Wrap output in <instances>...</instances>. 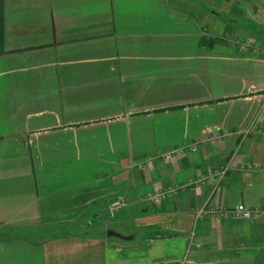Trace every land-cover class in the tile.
<instances>
[{"label":"crops","instance_id":"crops-1","mask_svg":"<svg viewBox=\"0 0 264 264\" xmlns=\"http://www.w3.org/2000/svg\"><path fill=\"white\" fill-rule=\"evenodd\" d=\"M244 41L264 47V0H0V264H264ZM239 203L261 214L196 215Z\"/></svg>","mask_w":264,"mask_h":264},{"label":"built area","instance_id":"built-area-1","mask_svg":"<svg viewBox=\"0 0 264 264\" xmlns=\"http://www.w3.org/2000/svg\"><path fill=\"white\" fill-rule=\"evenodd\" d=\"M248 43L249 42L244 41L240 44V46L242 48H247V47L252 48V46H256L253 44H250V46H249V45H247ZM187 150L195 151L196 146L194 144L185 145V146L180 148L179 152L182 153V152H185ZM168 157L169 156H166V158H168ZM230 168H231L230 164L225 165V166H221V167H219L213 171H209L206 174L200 175V176L196 177L195 179L190 180L189 183L193 184L197 191L205 183H212V184L217 185L224 178L226 172ZM181 188H183V186L169 187L165 190H160V191L156 192L153 197L155 200H160V199H163L165 197V195L175 193L176 191H178ZM123 205H124V201L122 200L121 197L115 198L109 203V211L110 212L116 211L119 208H121ZM260 214H261V212L259 210L249 209L244 204H241V203L233 206V208H231V209H224V208L217 207V206L214 207V206L203 205L198 209V211L196 213V215L198 217H201L204 215H210V216L231 215V216H234L236 218H244V219H251L253 217L259 216Z\"/></svg>","mask_w":264,"mask_h":264},{"label":"rangeland","instance_id":"rangeland-1","mask_svg":"<svg viewBox=\"0 0 264 264\" xmlns=\"http://www.w3.org/2000/svg\"><path fill=\"white\" fill-rule=\"evenodd\" d=\"M245 42H249L247 45H249L250 46V44H253V45H256V46H252V48L251 47H247V49H249L250 51H253V52H255V53H259L261 56H262V58H264V47H261L259 44H257V43H255L254 44V42L252 43V42H250V41H245Z\"/></svg>","mask_w":264,"mask_h":264}]
</instances>
